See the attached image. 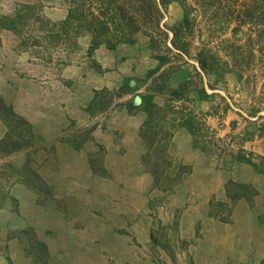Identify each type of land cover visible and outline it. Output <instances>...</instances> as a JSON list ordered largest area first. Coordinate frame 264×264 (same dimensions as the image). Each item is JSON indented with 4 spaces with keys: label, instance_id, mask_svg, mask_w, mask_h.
Instances as JSON below:
<instances>
[{
    "label": "rangeland",
    "instance_id": "374dc122",
    "mask_svg": "<svg viewBox=\"0 0 264 264\" xmlns=\"http://www.w3.org/2000/svg\"><path fill=\"white\" fill-rule=\"evenodd\" d=\"M60 2L71 0H0V264H77L81 262L77 256H82L78 246L104 234V226L125 234V226H150L146 252L153 264H264V117L247 121L237 114L239 108L247 109L249 99L237 76L232 72L203 76L192 61L172 74L169 84L180 90L190 80L194 85L186 100L210 115L211 128L222 137L238 120L236 133L251 135L243 144L253 153L256 166L219 165L183 127L165 144L151 147L140 133L147 113L136 110L140 97L147 96V85L140 82L147 77L133 79L137 84L123 92L120 89L129 80L116 88L93 87L86 98L90 73L100 68L93 39L64 26L69 9ZM54 9L65 11V18L53 17ZM165 11L163 24L169 29L184 15L177 2ZM135 45L147 48L146 43ZM76 67L83 72L76 74ZM168 72L162 69L153 80ZM200 85L209 97L201 93ZM213 93L225 97L234 111L215 114L218 99ZM167 97L156 94L153 102L163 107ZM53 103L58 111L51 115ZM75 105L81 118L70 113ZM120 106L146 116L134 167L145 176L139 181L144 209L138 211L133 209L138 201L109 192L114 184L88 180L90 172L99 180L114 179L95 135L108 128L111 113ZM61 147L83 156L85 166L67 167L72 157ZM67 169L81 171L79 180L70 179ZM68 184L78 188L67 190ZM125 184L117 185L122 189ZM229 233L234 240L241 239L242 252L236 257H198L210 236Z\"/></svg>",
    "mask_w": 264,
    "mask_h": 264
},
{
    "label": "trees",
    "instance_id": "16d2710c",
    "mask_svg": "<svg viewBox=\"0 0 264 264\" xmlns=\"http://www.w3.org/2000/svg\"><path fill=\"white\" fill-rule=\"evenodd\" d=\"M173 2L182 5L184 15L169 29L163 20L165 9ZM58 4L69 9L64 26L76 29L79 36H91L95 49L103 44L114 48L124 43H146L155 55L158 66L140 81L147 85V96L140 97L136 107L147 113L140 132L145 144H165L177 128L183 127L219 165L256 166L253 153L243 144L250 141V133H236L239 121L233 120L231 132L222 137L211 128L210 115L193 108L186 100L191 92L189 87L194 84L189 80L180 90H174L169 79L192 61L195 71L203 76L232 72L249 94L247 109L239 108V117L247 121L263 118L264 0H71ZM164 68L169 72L153 80ZM134 83L137 84L129 80L120 91ZM200 87L201 93L209 97L205 87ZM156 94L168 96L163 107L154 104ZM212 96L218 99L214 103L215 114L234 111L225 97L214 93Z\"/></svg>",
    "mask_w": 264,
    "mask_h": 264
},
{
    "label": "crops",
    "instance_id": "0c3cea01",
    "mask_svg": "<svg viewBox=\"0 0 264 264\" xmlns=\"http://www.w3.org/2000/svg\"><path fill=\"white\" fill-rule=\"evenodd\" d=\"M51 14L58 20H62L66 15L65 11L61 9H54ZM81 47L83 50L87 49V46ZM147 48L129 43H124L114 48H109L106 45L96 48L95 54L100 68L98 70L93 69L90 73L89 81L86 83V98L91 97L93 87L116 88L123 85L127 80L147 77L148 70L157 67L156 58L152 56L151 51ZM68 71L71 72V70ZM82 72V68L76 67V74H81ZM50 108L51 115L55 111H58V107L54 103L51 104ZM75 109L76 105L73 112H70L71 115L81 118L79 106H77V112H75ZM145 117L143 112L130 114L127 108L123 106L113 111L108 120V128L96 133L95 137L97 140L99 139L101 146L105 150L104 163L111 169L114 179L103 181L93 178L94 176L91 172L87 173L88 180L93 183L105 182L114 184L111 190L108 188L110 193L114 191L115 195L119 194L125 196V198L138 201L139 205L136 206L138 208L133 207L137 211L138 209H144L141 197L143 186L139 185V181L143 180L145 176L137 174L134 167L141 154L139 131ZM63 149L69 152L72 157L68 160L71 163L67 164V167L79 168L85 166V161H82L83 156H80V158L82 157L80 159V154H76L63 147L60 150ZM66 174L70 179L74 177L77 180L82 175L81 171L75 170L72 172L68 169L66 170ZM70 182L74 181L70 180ZM123 182L126 184L124 188L120 189L117 184L120 185ZM67 186V190L78 188L73 184H68ZM108 198L111 199V197ZM125 227L128 230V234L114 232L113 226H104V234L101 236L96 235L95 238L89 240H83L82 247L78 246L79 250L77 254L82 256L76 255L78 261H81L77 264H153L146 252L147 233L150 226ZM214 228L222 229L221 226H214ZM240 240L239 238L234 240L232 233L224 237L220 235L216 236V234L210 236L209 240L201 247L198 257L201 260L206 259L210 255H213L214 259L217 260L223 255L236 257L239 252H242L241 249H238L242 245V243L239 244Z\"/></svg>",
    "mask_w": 264,
    "mask_h": 264
},
{
    "label": "bare ground",
    "instance_id": "6f19581e",
    "mask_svg": "<svg viewBox=\"0 0 264 264\" xmlns=\"http://www.w3.org/2000/svg\"><path fill=\"white\" fill-rule=\"evenodd\" d=\"M64 154V153H63ZM65 165V164H64ZM61 167H62V165H61ZM60 167V168H61ZM79 172V171H78ZM53 173V172H52ZM79 180V179H78ZM57 183H58V181H57ZM77 183V182H76ZM83 183V182H82ZM85 183V182H84ZM219 183V182H218ZM221 183V182H220ZM219 183V184H220ZM66 185V184H65ZM218 185V184H217ZM85 187V186H84ZM212 187V186H211ZM214 187V186H213ZM209 189V188H208ZM108 199V201H111V199L110 198H107ZM106 202V201H105ZM39 209V208H38ZM38 211V210H37ZM49 213H50V211H49ZM45 214V213H44ZM54 215V214H53ZM53 217V216H52ZM52 219V218H51ZM47 221H48V219H47ZM59 223V222H58ZM88 225H89V223H87ZM40 225V224H39ZM57 225V224H56ZM42 226V225H41ZM51 226V225H50ZM60 226V225H59ZM39 227V226H38ZM36 229H37V227H36ZM61 230V229H60ZM52 231V230H51ZM59 233V232H58ZM60 235V234H59ZM53 238V237H52ZM50 242V241H49ZM57 243V242H56ZM55 243V244H56ZM240 244V243H239ZM227 245V244H226ZM61 248V247H60ZM62 248H63V244H62ZM228 248V247H227ZM231 248V247H230ZM52 249V248H51ZM57 251V250H56ZM215 251V250H214ZM228 251V250H227ZM230 251H231V249H230ZM235 251V250H234ZM217 252V251H216ZM232 252H233V250H232ZM224 253V252H223ZM217 254V253H216Z\"/></svg>",
    "mask_w": 264,
    "mask_h": 264
}]
</instances>
